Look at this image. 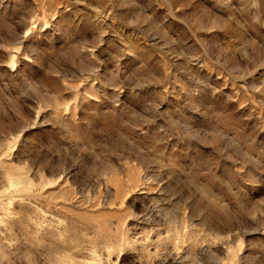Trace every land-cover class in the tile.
I'll return each mask as SVG.
<instances>
[{
  "label": "rangeland",
  "instance_id": "obj_1",
  "mask_svg": "<svg viewBox=\"0 0 264 264\" xmlns=\"http://www.w3.org/2000/svg\"><path fill=\"white\" fill-rule=\"evenodd\" d=\"M0 264H264V0H0Z\"/></svg>",
  "mask_w": 264,
  "mask_h": 264
}]
</instances>
